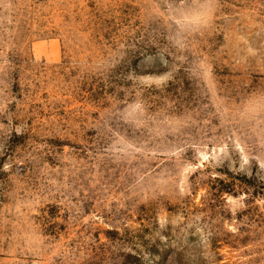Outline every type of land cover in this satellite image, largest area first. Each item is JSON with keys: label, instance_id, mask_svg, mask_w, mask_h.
I'll return each instance as SVG.
<instances>
[{"label": "rangeland", "instance_id": "obj_1", "mask_svg": "<svg viewBox=\"0 0 264 264\" xmlns=\"http://www.w3.org/2000/svg\"><path fill=\"white\" fill-rule=\"evenodd\" d=\"M0 264H264V0H0Z\"/></svg>", "mask_w": 264, "mask_h": 264}]
</instances>
